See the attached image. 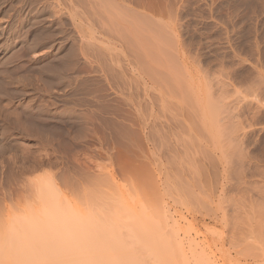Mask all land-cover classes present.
Segmentation results:
<instances>
[{
  "label": "rangeland",
  "instance_id": "rangeland-1",
  "mask_svg": "<svg viewBox=\"0 0 264 264\" xmlns=\"http://www.w3.org/2000/svg\"><path fill=\"white\" fill-rule=\"evenodd\" d=\"M41 1L0 0V247L246 254L245 154L251 180L264 166V0H95L98 24L90 2ZM41 205L60 228L28 227Z\"/></svg>",
  "mask_w": 264,
  "mask_h": 264
},
{
  "label": "bare ground",
  "instance_id": "bare-ground-1",
  "mask_svg": "<svg viewBox=\"0 0 264 264\" xmlns=\"http://www.w3.org/2000/svg\"><path fill=\"white\" fill-rule=\"evenodd\" d=\"M43 1V0H42ZM41 1V2H42ZM49 1V0H48ZM57 1H59V0H57ZM62 1V0H61ZM72 1V0H71ZM77 1H79V0H77ZM80 1H83V2H80L79 4H81V5H85V3H86V1H87V3H89L88 4V6H89V8H87V9H90L91 8V6H93L92 8V10H90V11H92V14H91V16H92V18H91V16L89 17V19H90V21L91 22H93L94 21V23L96 22V20H100L101 21V19H100V17H99V15L98 14H101V13H99V12H101V10L98 8V6H99V4H98V6H96V1L98 2L99 0H80ZM94 1H95V3H94ZM104 0H102L101 2H103ZM107 1V0H106ZM44 2H46V1H44ZM54 2V0H50V2H49V4L50 5H52L53 6V3ZM63 2V1H62ZM64 2H65V0H64ZM100 2V3H101ZM48 3V2H47ZM46 3V4H47ZM55 3V2H54ZM60 3V2H59ZM67 3V1L65 2V4ZM73 3V2H72ZM83 3V4H82ZM91 3H92V5H91ZM99 3V2H98ZM44 4V3H43ZM64 4V5H65ZM104 4H105V2H104ZM56 5V4H55ZM63 5V6H64ZM68 5V4H67ZM83 5V6H84ZM87 5V4H86ZM85 5V6H86ZM94 5L98 8H96V7H94ZM106 6H107V4H105ZM104 5V6H105ZM56 6H58V4L56 5ZM75 6V4L73 5V7ZM77 6V5H76ZM112 6V5H111ZM110 5H108V10H107V8H104L103 7V9H105L107 12V14H108V11H109V13H110V11L112 12V10H113V12H114V10H115V8L113 9V7H111ZM58 8H60V6L58 7ZM72 8V7H71ZM101 8V7H100ZM118 8V7H117ZM120 8V7H119ZM73 9V8H72ZM78 9V8H77ZM96 9V10H95ZM102 9V8H101ZM102 9V10H103ZM121 9V8H120ZM124 9V8H123ZM86 10V9H85ZM85 10L83 11V12H85ZM93 10H94V13H95V17H96V20H95V18H94V13H93ZM100 10V11H99ZM105 10H103V12H104V14H105ZM70 11H72V10H70ZM87 11V10H86ZM123 11H125V10H123ZM73 13H75L76 11H72ZM78 12V11H77ZM98 12V13H97ZM116 12V11H115ZM79 13V12H78ZM77 13V14H78ZM76 14V13H75ZM75 14H73V15H75ZM80 15L82 14L81 12L79 13ZM80 15H77V17H79ZM88 15V14H87ZM82 17H83V15H81ZM89 16V15H88ZM87 16V17H88ZM102 17V16H101ZM94 18V20H92ZM80 21V20H79ZM84 21V20H83ZM86 21V20H85ZM97 21V23H95V24H98L99 22ZM80 22H82V21H80ZM89 22V21H88ZM73 23H74V26H76L75 25V23L76 22H74L73 21ZM86 23V22H85ZM93 23V24H94ZM88 24V23H87ZM89 24H91L90 22H89ZM78 25H79V22H78ZM76 26L75 28H78L77 30L79 31V26L81 25H79V26ZM115 28H111L110 30H109V32L112 30V32H113V30H114ZM81 30V29H80ZM117 30V29H116ZM80 32V31H79ZM107 30H106V32L104 31L103 32V35H105L106 37H107ZM117 31H115L114 33H116ZM119 32V31H118ZM78 33V32H77ZM105 33V34H104ZM79 34H82V31H81V33H79ZM110 34H111V32H110ZM125 34V33H124ZM123 34V38H122V40H125V41H123V42H125L126 43V38L125 37H127L126 35H124ZM81 37H82V35H81ZM101 37V36H100ZM118 37V36H117ZM117 37H116V39H114V40H117ZM120 37V38H119ZM118 37V41L120 42L121 41V37H122V35H120ZM108 38H109V35H108ZM113 37H112V35H111V39H112ZM129 38V37H128ZM80 39V38H79ZM95 41H94V40ZM120 39V40H119ZM92 40L94 41V42H96V41H99V42H102V41H104V40H107L105 37H104V40L103 39H101V38H93L92 37ZM80 41H81V39H80ZM111 41V40H110ZM113 41V40H112ZM117 41V42H118ZM106 42V41H105ZM104 42V43H105ZM108 42V41H107ZM85 43V45H86V43H87V45L90 43L89 41H85L84 42ZM83 43V40H82V44H84ZM92 43V42H91ZM89 44V46H93L94 44L92 43V44ZM97 43V42H96ZM103 43V42H102ZM80 44H81V42H80ZM108 44V43H107ZM121 44V43H120ZM122 44H124V43H122ZM121 44V45H122ZM127 44V43H126ZM86 45V46H87ZM81 46V45H80ZM86 46H84V47H86ZM88 46V47H89ZM84 47H82L81 46V51H83L82 49L84 48ZM94 47H96L95 45H94ZM94 47H91V48H94ZM109 47V46H108ZM108 47L107 46H105L104 48H105V50H106V48L108 49ZM91 48L89 49V50H91ZM103 48V47H102ZM101 48V49H102ZM80 49V48H79ZM84 49H86L87 50V47L86 48H84ZM97 50V48H95V50H94V52ZM98 50H99V47H98ZM97 50V52H96V54L98 53V52H100L101 50H99L98 51ZM102 50H104V49H102ZM112 50V49H111ZM81 51H80V53H81ZM109 51H110V47H109V50H106V55H108L109 54ZM90 52H92L93 53V51H90ZM90 52H87V54H89ZM101 52H103V51H101ZM86 53V52H85ZM110 53H111V51H110ZM86 54V55H87ZM95 54V55H96ZM99 54H100V56H99ZM102 53H98L97 55L98 56H95V58L96 57H98L99 58V61H100V63L101 64H103L107 59H110L111 58V54H109L110 55V57L108 58V56H106L105 55V53L103 52V54L101 55ZM81 55L83 56V55H85L84 54V52H83V54L81 53ZM85 55V56H86ZM89 55H93V54H89ZM106 56L107 57V59H105V57H104V62H103V60H102V62H101V60H100V57L101 58H103L102 56ZM88 56V55H87ZM94 57V56H93ZM94 58V59H95ZM84 59H86V58H84ZM97 59V58H96ZM98 61V60H97ZM99 61L98 62H96V63H99ZM109 62L110 63H108V61L106 62L107 64L105 65V63H104V65H105V67H108V65H110L112 62H111V60H109ZM110 67H111V69L113 68L111 65H110ZM109 68V67H108ZM120 68V67H119ZM110 69V68H109ZM108 69V71H110V72H113L114 73V71H112V70H109ZM115 70V69H114ZM119 70V69H118ZM123 70V69H122ZM121 72V71H120ZM119 73V72H118ZM112 74V73H111ZM114 75V74H113ZM138 105V104H137ZM141 105V104H140ZM28 106V105H27ZM27 106L25 107V105L23 106V107H25V108H27ZM29 107V106H28ZM138 107V106H137ZM33 108V107H32ZM28 109H30V110H32L31 109V107L30 108H28ZM142 110V109H141ZM24 111V110H23ZM30 117V116H29ZM31 118V117H30ZM246 153V152H245ZM249 153V152H248ZM264 156V155H263ZM252 157V156H251ZM254 157V156H253ZM252 157V158H253ZM245 159H244V170H243V179L241 178V180L243 181L242 183H243V192H244V215H245V218H246V220H245V226H244V240H245V245H244V248H245V252H246V254H225V260H226V264H264V166L263 167H261L260 165H257L256 167H255V174L253 175V176H256L257 177V179H255V180H251L250 179V174H248V169H249V166H250V160H252V159H250V155H248V154H245V157H244ZM258 160V159H257ZM264 163V162H263ZM251 165H253L252 164V162H251ZM242 185V184H241ZM42 192V191H41ZM40 194V193H39ZM41 195V194H40ZM44 195V194H43ZM42 197V196H41ZM43 198H44V196H43ZM48 199V198H47ZM46 199V200H47ZM40 202H41V199H40ZM42 206V205H41ZM45 207V206H44ZM46 207H47V205H46ZM45 207V209L46 210H48V209H50L49 208V206L46 208ZM56 208V207H55ZM45 210L44 208H43V206H42V208H40V210H41V212H43L42 214L45 216V218H44V216H43V218H41L39 221H37V222H29V221H26V222H29V226L28 227H34V225L35 224H38V225H40L39 226V228L41 227L42 229H46V228H50V226H58V225H60L59 224V220L57 221L56 220V218H57V216L55 217V215H54V217H55V219H53L52 220V214H49L48 215V213H50L51 211H48V213H47V211L46 212H44L43 210ZM57 212H58V210H57ZM58 214H59V212H58ZM40 216H41V214H40ZM48 216V217H47ZM59 216V215H58ZM42 217V216H41ZM53 217V218H54ZM60 218H61V216H60ZM35 219V218H34ZM59 219V218H58ZM67 219V218H66ZM31 221V220H30ZM62 221H64L65 222V224H66V220H64V218H62V220L60 221L61 223H64V222H62ZM164 221V220H163ZM21 222V221H20ZM32 223V224H31ZM20 224H22V223H20ZM26 224V223H25ZM25 226H27V224L25 225ZM22 227V226H21ZM31 227V228H32ZM59 227V226H58ZM63 227H64V225H63ZM20 227H18V229H19ZM41 228H40V230H41ZM60 228V227H59ZM29 229V228H28ZM62 229V228H61ZM15 230V229H14ZM13 230V231H14ZM27 229L25 228V231H24V229H23V231L22 230H18V231H21L20 232V234H19V232L18 233H15V235L16 236H18L17 238L18 239H23V238H25V237H27V235L29 234V230L28 231H26ZM32 231V230H31ZM10 232H11V230H10ZM15 232V231H14ZM16 232H17V230H16ZM64 233V232H66V231H61V233ZM69 232V231H68ZM68 232H66V233H68ZM13 233V232H12ZM61 234L62 236L65 234ZM32 234V233H31ZM66 235V234H65ZM68 235V234H67ZM30 236V235H29ZM65 238V237H64ZM17 239V240H18ZM85 239V238H84ZM86 240V239H85ZM39 242V241H38ZM40 242H42V241H40ZM39 242V243H40ZM49 242V241H48ZM95 242V241H94ZM93 242V243H94ZM102 242V241H101ZM39 243H38V245H39ZM43 243H44V241H43ZM45 243H47V242H45ZM45 243H44V245H40L39 247H38V249L36 250L37 252H27V250L26 251H24V250H20L19 248H21V247H19V246H17V247H19L18 249H16V252H14V254H7L8 252H6V250L7 249H9V247H7L8 246V244H7V246L5 245H3V246H1L2 247V251H1V247H0V264H191L190 263V261L188 260V258H187V256H186V254H98V253H96V254H57V253H54L55 251H53L52 252V250H51V248L50 247H48V246H46L45 245ZM64 243H67V242H64ZM87 243H88V239H87ZM92 243V242H91ZM96 243H98L97 241H96ZM103 243V242H102ZM119 243V242H118ZM22 244V243H21ZM41 244V243H40ZM85 244H86V242H85ZM85 244H84V248H85ZM120 245H121V243H119ZM47 245H48V243H47ZM92 245V244H91ZM95 245V244H94ZM93 245V246H94ZM252 245L254 246V253L252 254V253H250L249 252V250H250V248L252 247ZM70 246V245H69ZM89 245H87V247H88ZM16 247V248H17ZM66 247V245H64V247L63 248H65ZM90 247V246H89ZM94 247H96V246H94ZM7 248V249H6ZM66 248H68V247H66ZM92 249H93V247H91ZM97 248H99V247H97ZM14 249V248H13ZM22 249H24V248H22ZM54 249V248H53ZM69 249V248H68ZM87 249V248H86ZM113 249L114 250H120V249H123V247H113ZM112 249V250H113ZM256 249V250H255ZM15 250V249H14ZM54 250H56V249H54ZM63 250H66V249H63ZM94 250H96V248L94 249ZM39 251V252H38ZM89 251H91V250H89ZM215 261H216V259H215V255L214 254H200V255H194V257H193V263L192 264H216L215 263Z\"/></svg>",
  "mask_w": 264,
  "mask_h": 264
}]
</instances>
